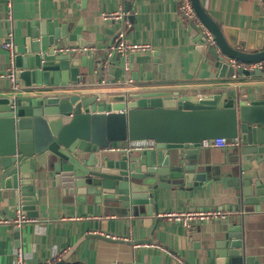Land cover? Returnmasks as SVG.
Returning <instances> with one entry per match:
<instances>
[{
  "label": "water",
  "instance_id": "obj_1",
  "mask_svg": "<svg viewBox=\"0 0 264 264\" xmlns=\"http://www.w3.org/2000/svg\"><path fill=\"white\" fill-rule=\"evenodd\" d=\"M191 4L219 50L218 54L212 47L198 45L210 53L219 79L202 96H181L158 84L99 87L89 79L95 70L100 80L103 72L109 76L110 67L124 68L122 56L111 49L120 41L121 28L105 44L100 34L91 44L79 36L90 32L79 20L24 21L22 42L12 57L20 84L0 93L1 199L12 197L33 219L39 215L40 198L48 188L54 189L66 200L101 207L104 215L140 220L150 229L149 237L134 243H156L159 205L167 193L199 190L211 180L202 143L238 138L223 161L237 205L208 232L203 247L193 244L199 252L185 264H264V252L249 253L242 239L245 206L257 211L264 206V94L245 98L264 92V69L235 71L227 63L228 59L248 64L263 60L264 29L259 45H252V32L244 41L228 40L199 0ZM70 43L79 51L72 50ZM87 47L88 51L81 50ZM153 55L152 63L161 71L160 59ZM147 66L142 62L139 69ZM131 76L136 83L138 78ZM241 78L253 80L245 84ZM114 79L112 75L109 81ZM150 79L148 72L146 80ZM127 140H152L156 147L108 152L113 144ZM13 231L17 237L19 229ZM196 231L197 227L190 230L191 239ZM90 238L125 243L88 233L54 264H66Z\"/></svg>",
  "mask_w": 264,
  "mask_h": 264
},
{
  "label": "crops",
  "instance_id": "obj_2",
  "mask_svg": "<svg viewBox=\"0 0 264 264\" xmlns=\"http://www.w3.org/2000/svg\"><path fill=\"white\" fill-rule=\"evenodd\" d=\"M199 3L228 40L244 41L247 33L252 32V45L261 42L264 29L262 0H199ZM117 12L122 13L121 19L103 18V14ZM30 20H50L54 24L67 20L76 23L79 20L84 29L90 30L89 33L82 31L79 36L91 44L95 43L97 34L103 36L105 44L121 28L126 42L147 43L151 46L150 51L129 54L127 71L116 66L110 67L109 76L103 72L99 80L98 71L95 70L89 79L99 87L113 88L117 83L124 82L133 85L158 84L179 92L181 96H202L207 93L209 85L219 81L210 53L198 48L201 40L197 37V30L186 27L181 21L178 0H12L11 13L7 0H0L1 94L11 86L6 76L7 51L2 42L9 40L11 33L15 46L19 48L24 30L22 24ZM97 52L101 53L95 49ZM153 54H157L160 59L161 71L157 68L158 64L152 63L155 58ZM142 62H147L148 68L139 69ZM148 72L150 81L146 80ZM132 73L138 78L136 83L132 82ZM112 75L115 79L110 82ZM250 80L253 79L243 82L247 84ZM17 82L20 84L18 79ZM263 94L260 91L245 98H262ZM202 151L207 156L211 180L199 190L167 193L159 205L160 226L154 237L156 243H134L149 237L150 229L144 228L140 220L104 215L100 212L101 207L66 200L61 198L59 192L48 188L46 195L40 198L38 217L32 219L25 215L29 221L19 228L17 237L11 223L16 217L17 206L12 197L0 198V264H14V252L17 249L24 252L26 264H39L63 254L61 260L88 233L124 239L125 243L86 239L66 264H185L199 252L193 249V244L203 247L210 235L208 232L217 228L220 219L194 223L193 227H197V231L191 239L190 229L182 222L166 218V215L169 212L182 214L202 209L230 215L237 205L236 191H232L228 185L231 177L223 173V161L231 149L202 147ZM261 178L264 182V163L261 166ZM260 207L261 210L257 211L255 206L249 205L244 210L242 239L247 251L252 254L264 252V206ZM234 214L237 215L236 212Z\"/></svg>",
  "mask_w": 264,
  "mask_h": 264
},
{
  "label": "built area",
  "instance_id": "obj_3",
  "mask_svg": "<svg viewBox=\"0 0 264 264\" xmlns=\"http://www.w3.org/2000/svg\"><path fill=\"white\" fill-rule=\"evenodd\" d=\"M7 5L9 12L11 13V7H12V0H7ZM178 14L181 19V21L186 25V27H192L195 28L200 36L201 44L204 47H212L215 49V51L219 54V50L216 45V41L214 40L212 34L210 31L204 26V24L199 20V18L196 16L191 0H178ZM103 18L106 20L109 19H121L122 13H111V14H103ZM128 22L126 21V24ZM125 24V25H126ZM123 32L119 33L118 37L120 38L119 43L116 45V47H111L116 53H118L122 58L124 59V70H128V56L131 53H137V52H146L150 51L152 48L147 43H128L123 38ZM3 48L7 51L8 56V68H7V78L10 81V85L12 88H16L19 86L17 82V78L15 75V68L13 65V54L15 50V43L12 34H9V40L2 42ZM74 51H79L77 47H70ZM82 51H87V48H82ZM227 63L231 65L234 70H247V71H255V70H262L264 69V59L255 62V63H243L239 61H235L233 59H228ZM238 138H235L233 140L219 138L214 140H208L204 141L202 143V147L210 148V147H217V148H229L233 149L238 145ZM156 147V144L152 140H127L121 143L113 144L108 148V151L112 152H144L147 150H153ZM224 212L216 211L213 209H202L197 210L194 212H186L182 214H177L173 212H169L166 215V218L173 219L179 222H182L183 225H185L188 229L193 228V224L199 223L200 221H214L216 219L224 218L226 215ZM6 222V220H2ZM29 221L28 218L25 217L23 214L21 208L19 206L16 207V217L11 222L12 225L19 229L24 223H27ZM63 254L53 256L50 259H47L44 262H41L39 264H54L58 260H60L61 256ZM15 260L14 264H26V258L25 254L22 251V249H17L14 252ZM176 260L179 261L178 257H176Z\"/></svg>",
  "mask_w": 264,
  "mask_h": 264
}]
</instances>
